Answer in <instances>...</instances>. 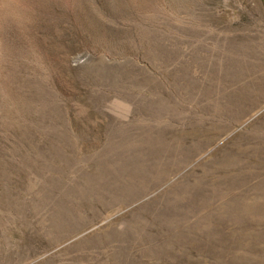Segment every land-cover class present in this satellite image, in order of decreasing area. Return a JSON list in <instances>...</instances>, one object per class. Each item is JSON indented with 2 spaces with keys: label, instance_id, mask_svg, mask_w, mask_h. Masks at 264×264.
Returning <instances> with one entry per match:
<instances>
[{
  "label": "rangeland",
  "instance_id": "1",
  "mask_svg": "<svg viewBox=\"0 0 264 264\" xmlns=\"http://www.w3.org/2000/svg\"><path fill=\"white\" fill-rule=\"evenodd\" d=\"M0 264H264V0H0Z\"/></svg>",
  "mask_w": 264,
  "mask_h": 264
}]
</instances>
